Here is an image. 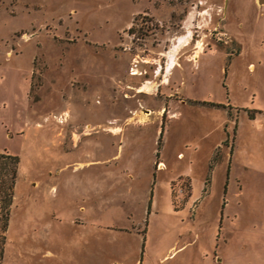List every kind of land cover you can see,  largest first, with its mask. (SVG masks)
Masks as SVG:
<instances>
[{"label":"rangeland","instance_id":"1","mask_svg":"<svg viewBox=\"0 0 264 264\" xmlns=\"http://www.w3.org/2000/svg\"><path fill=\"white\" fill-rule=\"evenodd\" d=\"M0 151V264H264V7L0 0Z\"/></svg>","mask_w":264,"mask_h":264},{"label":"trees","instance_id":"2","mask_svg":"<svg viewBox=\"0 0 264 264\" xmlns=\"http://www.w3.org/2000/svg\"><path fill=\"white\" fill-rule=\"evenodd\" d=\"M18 162L17 154L0 151V218L3 224L2 229H5L7 224L8 209L13 196Z\"/></svg>","mask_w":264,"mask_h":264},{"label":"crops","instance_id":"3","mask_svg":"<svg viewBox=\"0 0 264 264\" xmlns=\"http://www.w3.org/2000/svg\"><path fill=\"white\" fill-rule=\"evenodd\" d=\"M226 1V0H225ZM254 1V3H256L257 5H259V6H262V7H264V0H253ZM218 2V1H217ZM227 3H228V1L226 2V4H224V6H222V4L220 5L221 7H222V9L220 10L221 11V13H223V15H224V12H225V9H226V6H227ZM206 11V8H203V9H201L200 11H198V12H205ZM190 12V13H189ZM188 13H187V15H186V18L184 19L185 21H187L188 19H189V17H191L190 15H191V11H189ZM207 13V12H206ZM222 19H224V16L222 17ZM227 32V31H226ZM228 33V32H227ZM190 34H191V30L190 29H186V31H185V33H182V34H180L178 37H177V39H179V37H180V41L178 40V43L179 44H184V43H187L188 42V39H189V37H190ZM229 34V33H228ZM182 39V40H181ZM196 47H197V49H196V51L192 54V57L194 58V54H199V52H200V50L203 48V46L200 44V43H197L196 45H195ZM171 56V55H170ZM171 59V57H169L168 56V61ZM171 60H173V57H172V59Z\"/></svg>","mask_w":264,"mask_h":264},{"label":"bare ground","instance_id":"4","mask_svg":"<svg viewBox=\"0 0 264 264\" xmlns=\"http://www.w3.org/2000/svg\"><path fill=\"white\" fill-rule=\"evenodd\" d=\"M182 40V39H181ZM179 41H180V37H179ZM199 43V42H198ZM196 56V54H194V57ZM171 57V59H172V57H173V54L170 56ZM174 59V58H173ZM174 63H175V61L174 60H171L170 61V63H168V67H167V69H168V72L172 69V67H173V65H174ZM159 70H157L156 71V73H157V75L159 74ZM132 73H134V74H137V73H139L138 71H132ZM138 90H142V88H139Z\"/></svg>","mask_w":264,"mask_h":264}]
</instances>
